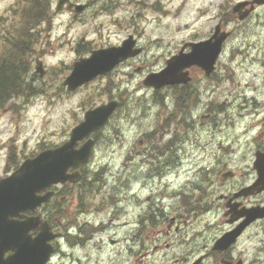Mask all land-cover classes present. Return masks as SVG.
Returning a JSON list of instances; mask_svg holds the SVG:
<instances>
[{
  "label": "flooded vegetation",
  "instance_id": "flooded-vegetation-1",
  "mask_svg": "<svg viewBox=\"0 0 264 264\" xmlns=\"http://www.w3.org/2000/svg\"><path fill=\"white\" fill-rule=\"evenodd\" d=\"M243 1L245 0H231L229 7L221 13L225 3L218 2L210 28L205 29L200 35H191L190 39L182 41L172 52L159 55L158 58L163 57V63L156 69L148 68L144 65V60L140 59L138 66L140 70L143 69L141 75L159 71L165 67L169 58L179 53L187 55L190 48L185 46L209 39L215 26L219 27L220 32L226 30L229 33L221 59L242 58L243 47L246 50L250 48L249 44H245V40L249 36L247 29L253 26L255 15L253 13L247 20L239 22L236 14L232 12V6ZM210 2L208 7L212 8L217 0ZM263 26L264 24L254 25L260 31H264ZM232 39L235 42H230ZM263 40V34H259L256 38L260 43ZM228 46L232 47L228 48ZM141 50L142 57L144 49ZM258 57L264 67V52ZM127 65L133 67L134 62ZM194 72L197 74L198 70L190 68L189 75L191 74L192 77L189 76L187 84L167 89V101H173V96L179 98H176L175 105H171V108L166 110L163 120L165 139L175 145L174 157L185 166L180 170L179 176L165 187L158 210L151 215L148 209H145L142 216L137 210L131 229L121 233L117 240L114 239L115 235L110 236L112 244H118L127 253L126 264H162L149 260V256L157 249L156 240L163 238L162 233L169 222L175 221L182 223L183 232L188 230L180 239L186 242L187 238H190L192 241L191 246L186 247V257L182 264H195L194 261L197 259L196 264H212L215 257L220 258V262L229 264H264V92L253 93V95L260 94L259 102L250 99V104L245 109L247 118L242 132L236 134L232 131L231 134L226 135V142H223L219 133H215V124L218 121L216 118L219 115V105L216 103V93L219 90V86L216 85L219 84L220 77L219 61L208 76L200 72L204 77L202 82L195 79ZM258 86L264 89V77ZM199 95V100L195 102L194 99ZM204 95H207L206 99ZM216 111L217 115H215ZM188 131L190 135H186ZM220 150L224 151L222 157L217 154ZM256 155L261 157L260 170L254 166ZM207 157L209 161L198 165L201 159ZM255 185L259 190L252 189ZM241 192L247 195L239 196ZM71 197L74 199L73 207L70 199L74 219L78 214L79 217L82 215L81 220L85 221L86 216L83 213L87 210L86 200L74 190ZM171 205L181 206L182 210L180 215L170 216L167 219L165 208ZM245 209H254L258 212L254 221L245 224L246 227L238 238L239 242L225 252H212L213 242L217 236L239 228L243 224H241L243 219H239V215L245 212ZM218 218H223L225 223L231 219L232 222L221 228L222 226L218 225ZM246 221L247 219L244 222ZM152 222L153 224L149 225ZM239 224L241 225L238 226ZM196 227L197 230H194ZM199 228L202 232L198 231ZM166 235L167 233H164V239ZM103 237L108 238V233H100L99 238ZM240 239L244 241L241 242ZM164 248H167V245Z\"/></svg>",
  "mask_w": 264,
  "mask_h": 264
},
{
  "label": "rangeland",
  "instance_id": "rangeland-1",
  "mask_svg": "<svg viewBox=\"0 0 264 264\" xmlns=\"http://www.w3.org/2000/svg\"><path fill=\"white\" fill-rule=\"evenodd\" d=\"M26 1L0 0V50L3 49V40L7 38V34L15 30L14 25L21 23L22 12L28 8ZM56 1L51 0L50 2L54 6ZM82 1L90 3V10L80 18L72 19L67 14L53 15V6L52 9L50 8L47 31H40L35 47L40 56H43L46 75L43 78L39 77L40 80L35 79V86L29 85L30 89L24 91V96L7 104V115L5 109L0 112L2 114L0 115V173L5 168L2 166L5 146H7V155L9 156L7 166H12L13 163L17 164L23 156L34 153L38 146L50 147L64 141L69 129L76 124L85 109L93 104L102 103L100 95L93 91L84 90L83 93L73 97H64L65 94L58 91L59 82L62 81V76L67 68L71 66L80 53H85L90 49L96 50L93 45L99 46L103 40L109 45H116L120 39L130 33L131 29L112 28L105 22V0ZM115 1L112 0V5ZM161 1L163 7L158 13H153L147 6H144L141 11L143 18L140 24L142 36L139 35V40L148 50L144 56V65L151 69H156L163 63V57L158 58L159 52L172 51L178 45V40L186 37L189 30H185V22L190 24L195 15L192 14L193 12L189 7L184 6V3L181 4L182 0ZM6 8L7 16H5L6 12L3 13ZM119 8L120 11L114 17L126 18L128 9L124 0L120 2ZM176 9L178 11L175 14ZM258 13L261 14L264 11L260 10ZM206 18L207 16L203 20ZM121 25L125 26V21L121 22ZM173 29L179 30L171 33ZM163 54L166 53L163 52ZM152 56L156 59L154 60ZM247 63L246 60L242 65L239 63L229 65L234 84L235 82L243 84L246 80V75L244 76L243 72L247 69ZM228 64L220 63L221 71H224L225 68V72L229 73ZM131 74L132 71L116 74V84L123 88H126V85L128 88L131 87L132 85L128 84L129 81L133 78L137 79ZM220 84L229 85L226 84V80H220ZM97 85H94L93 88H96ZM223 99L227 104H233L231 98H224L221 94V101ZM128 105L129 111L125 110L124 113L116 115L110 125H107L101 132L91 160L94 164H104L105 161H110L113 165L111 172L107 175L106 183L112 182L111 176L116 178L121 169L120 156L123 150L118 143L119 138L145 133L153 126L154 109H152L150 117L139 118L138 116L137 119L132 120L131 112L137 114V109L130 102ZM239 126L241 127L242 124L240 123ZM233 127L237 126H222V129L230 128L232 130ZM224 129L223 131L226 132L231 131ZM171 164L173 167L177 166L175 161ZM125 169L127 167L123 170ZM63 243L69 247L65 241ZM101 247L102 249L95 247L89 250H76L75 253L82 260L88 252L91 256L94 255V252L102 253L104 255L102 257L103 262H105L102 264H107L106 255L108 253L112 257V261H118V257L114 258L117 256V252L116 254L108 252L112 251V248L108 247L106 242ZM64 259V262L68 263L67 258ZM83 262L85 263V260Z\"/></svg>",
  "mask_w": 264,
  "mask_h": 264
},
{
  "label": "water",
  "instance_id": "water-1",
  "mask_svg": "<svg viewBox=\"0 0 264 264\" xmlns=\"http://www.w3.org/2000/svg\"><path fill=\"white\" fill-rule=\"evenodd\" d=\"M113 59L116 62L118 55H113ZM86 65H90V70L86 74L93 72L91 77L103 71V65L99 61ZM105 68L108 70L110 65ZM77 72L79 71L76 69L74 73ZM161 74L152 76L157 82L155 86L165 85L167 82L174 83L178 78L169 68ZM70 81L76 82L74 74ZM116 105V102H111L86 112L84 121L71 131L68 143L54 150H46L33 160L26 161L17 172L0 183V217L7 216V235L0 236V264H39L40 258L35 251L39 240L37 238L30 240L26 237V229L20 230L17 227L20 224L11 221L10 217L17 216L25 210H33L41 202L46 201L49 194L45 197H36V192L43 191L51 184L66 180L74 182L78 178V174L65 176V171L68 168H77L86 160L92 140H88L79 150H75L77 142L96 132ZM27 230L29 231V227ZM6 251H12L7 260L3 258ZM32 253L35 254V258H32Z\"/></svg>",
  "mask_w": 264,
  "mask_h": 264
},
{
  "label": "trees",
  "instance_id": "trees-1",
  "mask_svg": "<svg viewBox=\"0 0 264 264\" xmlns=\"http://www.w3.org/2000/svg\"><path fill=\"white\" fill-rule=\"evenodd\" d=\"M36 8H46V4H40L38 1L35 2L33 9ZM8 40V38H5ZM4 39V40H5ZM24 40H14L8 42L10 46L22 45ZM24 45H22L23 47ZM5 47V45H4ZM14 48V47H12ZM4 64L0 67V102L5 98L4 95L9 96L17 93L23 86V76L25 75L27 64L24 60V52L21 51L18 57H8L7 58V70L3 68Z\"/></svg>",
  "mask_w": 264,
  "mask_h": 264
},
{
  "label": "bare ground",
  "instance_id": "bare-ground-1",
  "mask_svg": "<svg viewBox=\"0 0 264 264\" xmlns=\"http://www.w3.org/2000/svg\"><path fill=\"white\" fill-rule=\"evenodd\" d=\"M250 71H255V65H251V68H250ZM242 81V79H240ZM254 84L257 88V85L255 83V80H253L252 82L250 80H247L244 82V84L242 85V90L239 89V85H237L235 87L236 90H238V92L236 93H239L238 97L235 99V103L236 104H239L240 106L244 105V100L245 98L248 96V95H251L253 93H256V89L254 88ZM245 86H248L247 88ZM219 90L222 92V88L220 87ZM264 92V89H260L259 93H263ZM260 94H258L259 96ZM255 97V94L252 95ZM148 110H144V109H140V113L143 117H149L148 114H147ZM137 115L134 113V114H131V118L132 120H135L137 119ZM153 123H157V119L153 117V120H152ZM151 215L154 214V211H150L149 212ZM148 224V223H147ZM152 223H150L149 225H152ZM193 235V234H192ZM191 239L190 238H187V241L186 242H180L179 245H182L181 248L184 249L183 246H187V247H190L191 246Z\"/></svg>",
  "mask_w": 264,
  "mask_h": 264
}]
</instances>
